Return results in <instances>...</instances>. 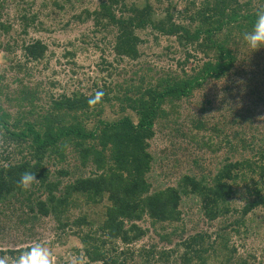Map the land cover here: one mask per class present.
I'll return each instance as SVG.
<instances>
[{
    "label": "trees",
    "instance_id": "trees-1",
    "mask_svg": "<svg viewBox=\"0 0 264 264\" xmlns=\"http://www.w3.org/2000/svg\"><path fill=\"white\" fill-rule=\"evenodd\" d=\"M157 1L167 5L161 16L152 0H99L95 10L86 9L75 17L92 20L97 28L113 33V53L121 61L140 59L143 41L139 33L148 29L176 39L186 51L183 65L201 56L190 72L165 74L151 78L152 82L141 76L137 86L125 89L123 99L111 97L113 86L105 83L102 87L96 84L91 94L51 97L39 106L37 89L32 91L25 81L31 74L29 64L43 61L48 46L41 40L20 44L18 39L13 45L0 44L8 54L19 49L24 60L13 62L10 68L18 76L16 93L7 92L9 84H3L5 77L0 76V203L18 202L29 210L27 219L52 217L61 230H76L73 234L83 246L85 264H134L137 253L139 264H257L253 254L239 253L237 240L259 235L263 229L264 218L257 226L255 222L257 211H264V136L248 143L243 134L235 132L232 140L218 144V149L227 146L232 157L214 175H185L178 187L155 192L150 182L155 158L150 149L168 104L188 99L210 81L228 76L247 52L263 53L264 48L255 52L246 48L241 32L251 26L254 10L264 6V0H182L183 8L175 0ZM4 5L0 2V9ZM38 19V14H21V33L28 35ZM13 30L12 25L0 22L3 36ZM98 92L103 95L96 99ZM114 100H124L121 111H132L137 120L129 115L103 119L104 105ZM7 102H16V114L5 109ZM197 127L201 129V124ZM248 151L253 152L248 156ZM70 154L75 163L64 167ZM50 164L62 167L51 171ZM26 171L37 179L27 189L19 183ZM241 184L248 198L236 207L233 200ZM185 197L197 200L208 222L224 224L215 233L190 235L173 249L153 246L136 253L132 247L148 233L139 223L148 218L153 226L180 224ZM79 199L87 205L104 204L99 223L85 214L71 217ZM179 227L172 232L163 229L158 233L160 240L170 243ZM22 252L1 251L0 258L15 259Z\"/></svg>",
    "mask_w": 264,
    "mask_h": 264
},
{
    "label": "rangeland",
    "instance_id": "rangeland-1",
    "mask_svg": "<svg viewBox=\"0 0 264 264\" xmlns=\"http://www.w3.org/2000/svg\"><path fill=\"white\" fill-rule=\"evenodd\" d=\"M56 1V2H55ZM182 0H175L183 8ZM5 3L0 9V22L13 26L9 35L0 32V44L13 40L19 43L30 40H41L48 46L46 58L39 63L29 64L30 77L26 85L37 91L39 106H45L51 99L74 93L91 94L95 85L102 87L112 85L114 93L110 96L125 98V89L139 83L143 76L146 82L165 74L181 75L182 71L190 72L199 62L201 56L190 61L187 66L186 51L178 45L175 38L160 37L150 29L139 33L143 43L140 46L141 57L137 61H123L113 53L114 34L97 28L92 20L79 21L75 17L86 9L95 10L99 0H0ZM159 15L164 12L166 4L152 0ZM58 3V5H56ZM180 8V9H181ZM38 14L39 19L28 33H21L19 16L23 13ZM242 55L241 62L235 64L230 74L221 80L210 81L190 98H183L166 106V117L156 126V136L151 142V153L155 161L150 182L152 191L168 187H178L183 176H212L220 164L232 155L229 148L218 149L224 140H232L234 133L243 134L248 143L258 142L264 136V51ZM13 62H24L19 49L6 53L0 48V76L5 77L10 94L16 93L20 86L15 82L16 72L10 71ZM182 64V65H180ZM193 72V71H192ZM23 75H19L22 78ZM134 81V83H132ZM131 84V85H130ZM120 85V91L116 87ZM124 90V91H123ZM122 101L114 100L104 105L102 118L113 121L124 115L135 121V113L122 112ZM37 103V102H36ZM16 102L4 104L6 110L16 114ZM30 109V107H26ZM201 124V129L197 126ZM0 144V153L3 147ZM254 146V144H252ZM10 152H14L12 148ZM253 151H248L251 155ZM248 155V156H249ZM19 159V157H15ZM234 160L238 157H233ZM74 157L70 154L64 167L73 166ZM51 171L61 168V164L48 165ZM65 180L64 182H66ZM233 200L236 207L245 204L246 189L241 184ZM39 195V194H37ZM182 222L173 226L152 225L148 218L139 225L148 229V233L133 246L137 253L141 249H173L188 236L201 233H215L223 222H208L200 212L199 203L192 198H184L181 205ZM255 226L264 218V211H257ZM104 213V204L87 205L79 199L71 210L73 219L87 215L90 220L99 223ZM29 210L18 202L7 205L0 203V252L13 250L25 251L36 243L44 244L52 253L53 264H85L83 246L74 236L72 228L61 230L52 218L38 221L27 219ZM259 235H248L237 240L240 254H253L257 264H264V223ZM179 227L177 235L170 243L160 240L159 232L163 229L172 232ZM183 228V229H182ZM185 233L182 235L184 232ZM73 230V231H72ZM14 258H0V264H14ZM174 260V259H173ZM172 260V261H173ZM138 253L135 263L139 264Z\"/></svg>",
    "mask_w": 264,
    "mask_h": 264
},
{
    "label": "clouds",
    "instance_id": "clouds-1",
    "mask_svg": "<svg viewBox=\"0 0 264 264\" xmlns=\"http://www.w3.org/2000/svg\"><path fill=\"white\" fill-rule=\"evenodd\" d=\"M241 38L246 48L253 52L264 48V6L254 10V20L251 26L241 32ZM98 92L96 99L102 97ZM37 182L36 174L26 171L20 178V185L27 189ZM14 264H53L52 253L44 244L36 243L29 249L20 253L14 260Z\"/></svg>",
    "mask_w": 264,
    "mask_h": 264
}]
</instances>
